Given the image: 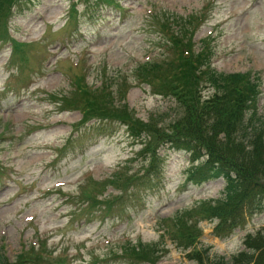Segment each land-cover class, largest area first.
<instances>
[{"label":"rangeland","instance_id":"1","mask_svg":"<svg viewBox=\"0 0 264 264\" xmlns=\"http://www.w3.org/2000/svg\"><path fill=\"white\" fill-rule=\"evenodd\" d=\"M117 1L18 0L0 19V252L13 264L34 247L47 254L31 264H196L188 257L193 248H178L170 236L178 217L202 231L198 251L228 260L248 235H264L263 212L217 237L218 221L205 219L201 207L226 198L223 179L188 184L190 155L158 145L162 176L151 186L149 159L127 161L144 146L124 126H83V108L63 101L73 99L83 74L94 90L126 83L117 103L168 126L182 109L171 94H155L136 69L175 60L170 36L182 27L178 36L192 51L209 49L213 70L260 79L264 116V0ZM4 24L8 37L28 44L9 41ZM212 93L203 86V96ZM126 172L119 186L108 185ZM140 242L154 250L153 262H133L126 252Z\"/></svg>","mask_w":264,"mask_h":264},{"label":"trees","instance_id":"2","mask_svg":"<svg viewBox=\"0 0 264 264\" xmlns=\"http://www.w3.org/2000/svg\"><path fill=\"white\" fill-rule=\"evenodd\" d=\"M17 1L0 0V19L9 16L11 7ZM3 27L8 37V27L7 30L6 24ZM178 32L183 34L182 27L175 32L176 35L170 36L175 60L164 67L146 64L136 70L141 81L153 87L158 94H171L182 109V113L168 126H160L154 120L144 123L134 116L127 105H116L111 86L92 91L84 78H79L76 96L67 104L74 109L83 108L86 121L120 122L141 145L143 138L153 137L154 141L147 142L136 159L132 160L149 159L145 171L151 186L162 176L158 145L184 150L191 156L192 163H199L190 170L188 182L200 185L223 179L226 198L203 201L201 210L205 219L218 220L216 236L227 238L245 225L247 217L264 211V116L258 114L257 107L261 82L251 73L225 74L214 71L211 69L210 52L195 53L192 43L185 42ZM13 55L15 58V51ZM204 84L213 89L212 95L205 99L202 95ZM126 92L120 88L118 96L125 99ZM153 144H156L154 148ZM126 174L115 175L109 179L108 185L119 186ZM88 198L91 199L90 196ZM170 230V236L178 248L185 251L193 248L188 257L196 264H264L262 233L248 235L244 240V250L227 260L224 256L207 253V250L198 251L195 243L202 231L196 224L189 225L184 217H178ZM129 246L126 252L133 262H153L155 259L154 250L150 252L151 246L142 242L138 246ZM45 253V250L35 251L34 248L24 251L17 257L16 264L36 263ZM57 263L64 264V260ZM0 264L13 263L2 252Z\"/></svg>","mask_w":264,"mask_h":264}]
</instances>
